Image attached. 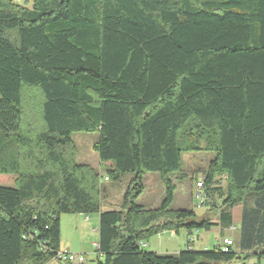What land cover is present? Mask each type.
<instances>
[{
	"label": "trees",
	"instance_id": "16d2710c",
	"mask_svg": "<svg viewBox=\"0 0 264 264\" xmlns=\"http://www.w3.org/2000/svg\"><path fill=\"white\" fill-rule=\"evenodd\" d=\"M80 131L98 132L113 180L133 174L118 207L103 208L100 172L75 161ZM191 151L213 155L201 207L243 205L240 251L141 246L211 226L171 208ZM146 172L163 184L155 208L135 203ZM64 213L98 214L94 264L264 258V0H0V264L52 260Z\"/></svg>",
	"mask_w": 264,
	"mask_h": 264
},
{
	"label": "rangeland",
	"instance_id": "374dc122",
	"mask_svg": "<svg viewBox=\"0 0 264 264\" xmlns=\"http://www.w3.org/2000/svg\"><path fill=\"white\" fill-rule=\"evenodd\" d=\"M14 1L28 8L33 2V0ZM36 96L37 99L35 103H38L39 94H36ZM35 103L31 102V104ZM29 106V104H26V107ZM33 107L34 109H31L30 113H33L31 119L34 122L33 125L36 127L39 125L37 118L38 111L36 105H33ZM97 139L98 132L96 131H80L73 133L71 135V140L76 150L75 161L88 164L100 172L99 183L103 199L102 206H110V204H108V201H110L112 207H118L122 204L123 191L128 188L129 181L133 177V174L124 173L119 181L113 180L106 172L105 166L100 163L96 152L92 149V145ZM212 156V153L206 151H191L183 154L182 177L178 178L175 175L172 176V179L176 181L175 198L171 204L172 209H194L197 214L200 213L202 207L197 206V202L192 199L191 190L194 182L203 177L205 166ZM106 176H108L109 179L105 180L104 177ZM158 177L159 175L153 172H146L143 175V191L135 200L136 204L145 208H154L159 205V194L162 188L160 187V180ZM224 179L223 176H219L222 185L225 184ZM92 216L90 219H86V215L84 214L64 213L60 216L61 241L65 242L67 245H72L71 250L73 251L71 252L76 253L79 249L81 252H85V264H94L98 258L94 245V243L98 241L97 227L94 226L96 216ZM146 242L147 245L143 247L146 251H154L159 254H175L185 246L183 234L172 235L170 231L160 232L147 239ZM190 243L192 246L193 242ZM53 261L59 264L58 261ZM223 264H264V258L258 261L256 257L251 256L244 259H234L229 263Z\"/></svg>",
	"mask_w": 264,
	"mask_h": 264
},
{
	"label": "crops",
	"instance_id": "0c3cea01",
	"mask_svg": "<svg viewBox=\"0 0 264 264\" xmlns=\"http://www.w3.org/2000/svg\"><path fill=\"white\" fill-rule=\"evenodd\" d=\"M102 164L105 166V165H108L109 162L102 163ZM206 166H205V170H206ZM159 180H160V178H159ZM160 187L162 188V191L159 194V197H160L159 204L162 200L163 189H164L161 180H160ZM126 190L123 191V194L126 192ZM122 197H123V195H122ZM174 198H175V196H174ZM220 202H221V199L215 197V201H214L213 205L208 204L207 206H202V208H201L202 210L200 211V213L199 214L196 213L199 217H204V218L209 219L210 223H212V224L208 228L199 229L197 231V233L195 234L192 246H191L192 249L210 250L216 246L220 247V243H221V240L223 238H229L233 241L234 250L240 251L241 222H242L243 205H242V203L236 204L232 208H230L227 213H224L222 216H219V213H218L219 210H217L214 205H216V203L220 204ZM108 204H110V206H108V205L103 206V208H105V209L114 208L111 206L110 201H108ZM92 215L94 217L96 216L94 226L97 227V225H98V214L86 215V219H90V217ZM60 227H61V224H60ZM170 233L172 235H179L180 233L183 234L185 246L182 250H184L186 248V244H187L188 231L181 229L178 233H174L173 231H170ZM146 245H147V242H146ZM71 249H72V245L71 246L67 245L65 242L61 241V229H60V250H68L71 252V251H73ZM74 251H77V250H74ZM72 253H74V252H72ZM76 253L84 255L85 252H81V250L79 249V251ZM162 255H164V254H162ZM84 257H85V255H84ZM53 260H55V259H52V260H50L44 264H57V263H54ZM68 264H77V263L72 262V263H68Z\"/></svg>",
	"mask_w": 264,
	"mask_h": 264
},
{
	"label": "built area",
	"instance_id": "2783aa9c",
	"mask_svg": "<svg viewBox=\"0 0 264 264\" xmlns=\"http://www.w3.org/2000/svg\"><path fill=\"white\" fill-rule=\"evenodd\" d=\"M223 178H225V177L223 176ZM104 179L107 180V177H105ZM203 186L204 185H203V177H202V178L197 179L194 182L193 188L191 190L192 199L197 202V206H201V204H203L207 199V196H206V193L204 192ZM197 231L198 230L194 229V230L188 232V234H187V245H188V247H191L190 242H193L195 234L197 233ZM94 245H95V249L97 251V243H94ZM141 246L142 247L146 246V243L142 242ZM231 246H233V241L231 239L223 238L221 240L220 248L222 251H227ZM97 254L100 255L98 251H97ZM53 259L58 261L60 264H68V263H72V262H76L77 264H84L85 263V257L83 254L72 253L68 250H59Z\"/></svg>",
	"mask_w": 264,
	"mask_h": 264
}]
</instances>
